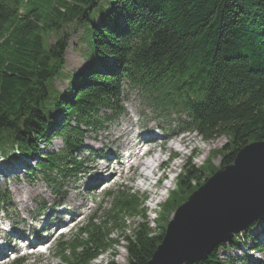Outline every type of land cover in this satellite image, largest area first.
<instances>
[{"label": "trees", "instance_id": "trees-1", "mask_svg": "<svg viewBox=\"0 0 264 264\" xmlns=\"http://www.w3.org/2000/svg\"><path fill=\"white\" fill-rule=\"evenodd\" d=\"M72 36L84 61L77 74L65 67ZM125 86L162 120L176 117L206 141L227 137L207 162L222 155L220 166L233 163L243 147L264 141V0H0L1 155L39 154L29 172L42 171L60 192L82 172L76 154L85 133L122 113ZM54 136L63 148L41 153ZM204 169L184 168L156 219L159 231L142 197L123 186L107 191L109 207L58 241L61 264H89L107 251V264H118L120 240L127 264H148L172 213L219 167ZM7 196L0 185V202ZM130 217L142 222L133 228ZM241 236L249 231L194 264H234L220 249L237 247Z\"/></svg>", "mask_w": 264, "mask_h": 264}, {"label": "rangeland", "instance_id": "rangeland-1", "mask_svg": "<svg viewBox=\"0 0 264 264\" xmlns=\"http://www.w3.org/2000/svg\"><path fill=\"white\" fill-rule=\"evenodd\" d=\"M48 40L49 42H54L55 38L49 37ZM75 44L76 36H72L68 43L65 57L66 69L71 72L74 71V73L77 74L83 69L84 61L81 52L78 51ZM66 86L67 83L62 82V80L56 81V87L58 89L63 90ZM137 92L138 91L133 88L125 87L122 104L125 109L124 113L119 116L117 121L109 129L101 131L88 130L83 137L84 148H102L104 146L106 148L108 146L112 151L121 154V151L124 150L123 146H130L128 141L133 139V141L136 142L137 139L141 138L137 136L140 130L149 128L150 131L158 130V133H161L159 135L161 138H157L156 145L153 147L154 150L148 155L149 158H145L147 159L146 161H148L146 164L149 165L150 168H146L147 166H144V168L140 166L136 167V170L134 169L129 172L128 169H126L122 174L121 180H119L127 189L143 198V204L144 207H146L148 214V221L154 229L159 231L156 219L159 218L160 212L162 211L160 205H162L168 198V192L176 187L178 177L184 171V168L193 165L205 171L204 168H206L208 164L221 167L220 165L223 159L222 155L214 156L212 160L210 158L209 163L207 160L209 159V156L212 155L211 151L219 149L227 144L228 139L227 137H222L216 140L206 141L202 136H199V134L195 132L181 131L179 127L175 126L176 124L173 120H171V125H168L164 120H161L156 114H154L147 105L145 106L142 98ZM128 133H130V135H127ZM125 135L128 136L129 139H127ZM163 135H165V138H162ZM161 142L166 143L163 144L162 150H160L161 147H159ZM63 144L64 142L62 138L54 136L51 139L50 144L47 145L46 150L58 151L62 148ZM171 144L172 147H169ZM179 149L181 151H179ZM79 153L81 154V157L89 158L88 152ZM157 154H160V159L158 158L154 163H151V160ZM213 154L216 155L215 153ZM170 157L173 158L171 159ZM97 160L98 158H96L95 155L90 156L89 160H87V164H85V166H87L84 169V174L80 177V180L76 183L66 185L63 188V192H66V197L62 202L61 208L63 210L68 209L69 211L76 212L77 215L82 214L83 212L84 215L86 214L83 219L94 213H96L97 216L102 214L97 208L104 198L103 194L99 193L100 190H98L95 194L90 192L91 194L88 195L84 190L87 185L90 187L89 170L91 171L97 165L102 163V161L97 162ZM113 169L114 166L112 165L108 171L111 172ZM142 169H144L146 173L150 172V185H138L142 180L137 173ZM151 169H153V171ZM162 176L163 180L158 182ZM0 181H2V179H0ZM204 181H206V179ZM114 185L115 183L110 184V188H113ZM2 186L7 188L12 195L10 205H8L7 208L5 206L0 207L5 208L6 219H11L10 221L14 220L16 214H20L25 218L28 217L29 212L33 213L32 210H36L38 206L44 205V203H46L48 207L51 205L55 206L60 200L59 196L56 195V191L50 187L48 182L43 180L41 172H39V176L35 179H31L25 175L21 177H9L7 183ZM108 201L109 200L106 199L103 204L106 208L109 207ZM1 216L2 213L0 211V217ZM126 222L127 225L131 226V224H133L134 226V222H142V219L138 217H130L127 218ZM260 224L261 222L251 229V233L248 237L251 240L253 236H256V240L261 244H264V221L262 222L261 228L259 226ZM22 226H26V224H20L19 228ZM119 235L120 230L113 232L111 236L118 238ZM245 238L246 237L241 238L240 242H243ZM250 240L248 242L250 245L249 247L253 248ZM125 245L126 240H120V244L113 249V252L115 253L114 260H116L118 264L128 263ZM51 246H53V244H51ZM249 247L245 250L241 247L237 250L222 247L221 257H235L237 260L235 259L233 261L234 264H264V249L247 252ZM111 253L112 251H107L91 261L90 264H107L112 258ZM26 263L61 264L59 258L52 255V253H46L41 256L36 254L35 256L30 257Z\"/></svg>", "mask_w": 264, "mask_h": 264}, {"label": "water", "instance_id": "water-1", "mask_svg": "<svg viewBox=\"0 0 264 264\" xmlns=\"http://www.w3.org/2000/svg\"><path fill=\"white\" fill-rule=\"evenodd\" d=\"M264 218V141L243 147L174 212L148 264H193Z\"/></svg>", "mask_w": 264, "mask_h": 264}, {"label": "bare ground", "instance_id": "bare-ground-1", "mask_svg": "<svg viewBox=\"0 0 264 264\" xmlns=\"http://www.w3.org/2000/svg\"><path fill=\"white\" fill-rule=\"evenodd\" d=\"M127 135H130V133H128ZM126 136V135H125ZM127 137V139H129L128 138V136H126ZM181 140V139H180ZM180 140H178V141H180ZM176 142V141H175ZM130 143V142H129ZM163 146V145H162ZM169 147H172V144L171 145H169ZM95 151V150H94ZM97 151V150H96ZM179 151H181L180 149H179ZM137 155V156H136ZM160 159V154H157V155H155L154 157H153V159L151 160V163L153 162H155L157 159ZM133 159H134V161H133V163H132V170H136V167H140V166H142L143 168H144V166H147L146 168H150V166L149 165H147L146 163L148 162V161H146L147 159H145L143 156H139V154H134V156H133ZM132 161V160H131ZM153 166V165H152ZM141 167V168H142ZM131 170V171H132ZM152 171H153V169H151ZM137 175H139V177H141V183H139L138 185L139 186H143V185H150V181H151V175H150V172H148V173H146L145 172V170L144 169H142V170H140V172H138L137 173Z\"/></svg>", "mask_w": 264, "mask_h": 264}]
</instances>
